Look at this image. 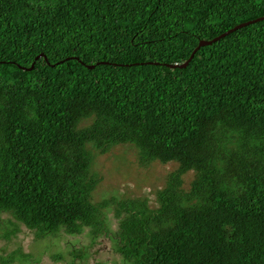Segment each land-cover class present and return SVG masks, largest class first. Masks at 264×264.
I'll list each match as a JSON object with an SVG mask.
<instances>
[{"label": "trees", "instance_id": "1", "mask_svg": "<svg viewBox=\"0 0 264 264\" xmlns=\"http://www.w3.org/2000/svg\"><path fill=\"white\" fill-rule=\"evenodd\" d=\"M260 17L264 0H0L2 237L107 233L110 210L128 264H264V19L199 46ZM123 144L177 164L151 202L93 199Z\"/></svg>", "mask_w": 264, "mask_h": 264}, {"label": "rangeland", "instance_id": "2", "mask_svg": "<svg viewBox=\"0 0 264 264\" xmlns=\"http://www.w3.org/2000/svg\"><path fill=\"white\" fill-rule=\"evenodd\" d=\"M139 156L133 145L123 144L113 150L112 163L109 164L111 158L106 156L97 159V172L104 178L94 190L93 199L101 200L111 195L142 196L151 202L155 198L154 191L166 182L169 173L177 169V164L157 162L142 165L138 162ZM193 177L191 171L183 176L184 189H189ZM107 215V233L89 234L88 228L78 234H67L61 230L57 236L42 239H38L33 230L24 225H20L19 230L9 238L2 237L1 234L11 227L1 223L0 254L8 256L19 249L9 264H68L72 259L77 264H128L115 246L114 232L118 228V220L110 210ZM78 250L82 256H79ZM58 253L64 259H57Z\"/></svg>", "mask_w": 264, "mask_h": 264}, {"label": "water", "instance_id": "3", "mask_svg": "<svg viewBox=\"0 0 264 264\" xmlns=\"http://www.w3.org/2000/svg\"><path fill=\"white\" fill-rule=\"evenodd\" d=\"M262 19H264V17L256 18V19H253V20L247 21V22H245V23H241V24L235 26L233 29H230V30L226 31V32H224L223 34H221V35H219V36H217V37H215V38H213V39H211V40H200V42H199V46H200V45H203V44H210V43H212L213 41H216V40L220 39L221 37L225 36V35L228 34L229 32H231V31H233V30H235V29L241 27L242 25H247V24H249V23L256 22V21H258V20H262ZM197 48H198V47H196V49H197ZM196 49H195V50H196ZM195 50H194V51H195ZM193 53H194V52H193ZM193 53L190 55V57H189L184 63H182V64H176V63H175V64H171V66H173V67H175V66L184 67V66L188 63L189 59L193 56ZM41 57H45V55H44L43 53H40L38 56H36V59H35V60H37V59H39V58H41ZM33 66H34V62L32 63V65H31L30 68H26V69H31ZM87 66L90 67V68H92L94 65H91V64H90V65H87Z\"/></svg>", "mask_w": 264, "mask_h": 264}]
</instances>
